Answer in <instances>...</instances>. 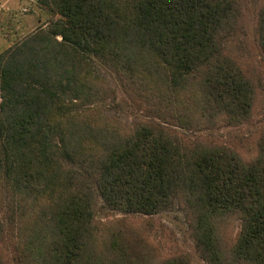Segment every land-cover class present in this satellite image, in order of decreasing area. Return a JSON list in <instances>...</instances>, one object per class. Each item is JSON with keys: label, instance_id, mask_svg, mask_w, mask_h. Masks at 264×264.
Returning <instances> with one entry per match:
<instances>
[{"label": "trees", "instance_id": "trees-1", "mask_svg": "<svg viewBox=\"0 0 264 264\" xmlns=\"http://www.w3.org/2000/svg\"><path fill=\"white\" fill-rule=\"evenodd\" d=\"M48 5L56 18L50 29L0 55V140L16 191L42 194L54 183L36 143L53 118L57 92L80 83L84 57L78 51L105 49L124 79L143 71L163 79L173 93L198 86L209 121L222 114L238 121L250 114L252 88L217 42L233 0H136L131 19L115 14L104 0ZM258 35L264 54V7ZM68 130L67 144L76 153L90 141L105 149L94 164L81 154V164L86 173L98 175L101 197L113 209L154 215L181 195L194 212L197 247L209 264H264V141L258 157L245 162L216 145H197L188 153L175 136L148 125L116 144L92 127ZM91 198L86 187L63 205L44 207L46 225L55 232L51 254L61 249L60 258L71 261L81 251L93 214ZM231 216L243 226L229 259L220 250L216 222Z\"/></svg>", "mask_w": 264, "mask_h": 264}, {"label": "rangeland", "instance_id": "rangeland-1", "mask_svg": "<svg viewBox=\"0 0 264 264\" xmlns=\"http://www.w3.org/2000/svg\"><path fill=\"white\" fill-rule=\"evenodd\" d=\"M104 1L120 17L133 18L136 0ZM233 1V11L217 42L221 54L252 88L250 114L238 121L227 114L209 121L202 112L198 86L173 93L163 79L143 71L124 79L105 49L78 51L84 57L80 83L57 92L53 118L36 143L37 156L53 175L48 191H16L6 175L7 155L0 140V264H209L197 247L195 215L183 196L173 197L167 209L154 215L115 210L101 197L98 175L86 173L81 164V154L94 164L105 149L90 141L83 152L78 146L76 153L67 138L69 127L84 131L88 126L110 135L116 144L148 125L175 136L188 153L197 145H216L237 153L245 162L255 160L264 141V54L258 35L264 0ZM49 3L0 0V55L50 29L56 18ZM3 95L0 90V104ZM86 187L91 189L93 214L84 227L81 251L71 261L62 260L61 249L58 254L50 253L55 232L46 225L42 211L65 204ZM242 226L237 216L216 222L220 250L229 259Z\"/></svg>", "mask_w": 264, "mask_h": 264}]
</instances>
